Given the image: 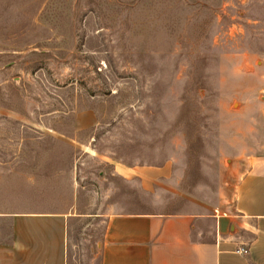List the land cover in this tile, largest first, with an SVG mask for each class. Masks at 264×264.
<instances>
[{
  "label": "rangeland",
  "instance_id": "rangeland-1",
  "mask_svg": "<svg viewBox=\"0 0 264 264\" xmlns=\"http://www.w3.org/2000/svg\"><path fill=\"white\" fill-rule=\"evenodd\" d=\"M263 107L264 0H0V241L77 214L68 264H98L105 214L216 204ZM120 163L171 186L135 194Z\"/></svg>",
  "mask_w": 264,
  "mask_h": 264
},
{
  "label": "crops",
  "instance_id": "crops-1",
  "mask_svg": "<svg viewBox=\"0 0 264 264\" xmlns=\"http://www.w3.org/2000/svg\"><path fill=\"white\" fill-rule=\"evenodd\" d=\"M249 119L260 125L263 144L257 152L242 155L246 169L231 166L216 204L177 212L105 214L98 264H264V107L259 121ZM114 169L131 192L147 197L156 195L157 182L170 187L175 173L170 163H120ZM75 216L14 213L10 238L0 241V264H68ZM242 245L249 248L247 254L236 251Z\"/></svg>",
  "mask_w": 264,
  "mask_h": 264
},
{
  "label": "built area",
  "instance_id": "built-area-1",
  "mask_svg": "<svg viewBox=\"0 0 264 264\" xmlns=\"http://www.w3.org/2000/svg\"><path fill=\"white\" fill-rule=\"evenodd\" d=\"M236 251L239 253H242V254H247L249 252V248L242 245V246H239L238 248H236Z\"/></svg>",
  "mask_w": 264,
  "mask_h": 264
}]
</instances>
